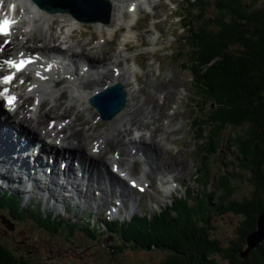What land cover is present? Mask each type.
I'll use <instances>...</instances> for the list:
<instances>
[{
    "label": "trees",
    "instance_id": "trees-1",
    "mask_svg": "<svg viewBox=\"0 0 264 264\" xmlns=\"http://www.w3.org/2000/svg\"><path fill=\"white\" fill-rule=\"evenodd\" d=\"M225 1L237 10L238 18L243 19L223 22V31H220L221 27L217 31L202 27L196 33L200 63L211 62L197 71L203 81L202 86L205 85L216 99L217 96L223 99L219 108L210 115L216 123L209 137L215 139L218 132L222 135L229 126L227 124L236 128L229 143L238 147L239 164L250 173L252 171L249 177L252 192L249 197L228 201L227 210L233 209L243 216V225L237 232L239 241L232 239L227 246L222 245L218 237L211 236L207 228L198 226L189 216L192 213L186 210L173 220L167 216L158 218L149 234L145 231L134 235L147 247L156 246L167 251L162 264H219L221 259H225L224 264H264V240L248 250L245 257L240 256L246 248L247 235L254 231L259 214L264 212V0H253L256 7L247 5L250 10L239 1ZM226 187L228 192L235 191V187ZM227 210L220 205L214 209L205 205L196 214L206 225L212 212L225 213ZM0 264L33 263L23 255L15 256L0 241Z\"/></svg>",
    "mask_w": 264,
    "mask_h": 264
},
{
    "label": "rangeland",
    "instance_id": "rangeland-1",
    "mask_svg": "<svg viewBox=\"0 0 264 264\" xmlns=\"http://www.w3.org/2000/svg\"><path fill=\"white\" fill-rule=\"evenodd\" d=\"M203 1H207L206 5L203 6L206 10V13L202 17H198V19H195L192 14L191 20L194 21L195 25H200V23L203 22V26L210 28L213 27L214 29H219L221 27L220 31H223L224 23L220 14H222L224 11L229 14V16H226L228 17L226 18L227 21L229 20V18L233 22L237 20L241 21L243 19V17L238 18L239 13H237V10L234 7H231L225 0ZM229 1L235 2L237 0ZM239 2L246 9L247 7H245L244 4L251 5L252 8L256 7V5L253 4V0H240ZM190 3H193L192 6H194L195 4V7L199 5L198 0H190ZM257 3L258 2H256V4ZM227 7H231V9H229V11H226ZM250 9L251 7L249 8V10ZM192 11L194 10L192 9ZM241 14H243V11H241ZM215 15L216 17L214 18ZM198 28L200 29L201 27ZM194 32L192 33V35L190 32L186 33L185 42L182 41L184 48L187 50L191 48L188 45L189 43H187V39L191 35V41L192 37L194 36ZM182 43L180 44L182 45ZM197 46V51L200 56L199 44H197ZM183 56L184 57H182V59L183 61H185V55ZM210 63L211 62H207V65H210ZM174 64V72L177 74L180 82L182 79L181 72L185 74L188 73H186V71H184L183 69H180L179 62H174ZM173 78H175V76H173ZM222 100L223 99L221 97L217 96V99L215 100L216 102L214 103V106H212V108L209 110V113L214 112L217 108H219L220 104L223 102ZM181 108L183 107L181 106ZM234 131V128H228L227 131H225L224 133V137H222L220 141L221 143L219 142V140L216 143V150H214V147H210V150L207 151L208 159L211 161H208L209 169L213 167L212 163L216 164V168H213V173L207 172L205 174V171H203L204 175H201V181L202 179H205L206 182H208L207 188L210 190L211 188H215L214 179L216 178L217 171L225 169L224 175H229L230 177H239L240 173L241 177L239 179H236L234 177L232 179L236 181L237 184H235V192L233 193V197L240 200L244 196L249 197L251 195L252 184L249 183L247 176L252 175V171L250 173L249 169L241 168V164V167H239L237 164V167L234 165V163H236V159L234 158L235 149L238 150V147H231L232 145H229L228 143V139H230L229 137L233 135ZM240 132L242 133L243 130L240 129ZM217 137H221V132H218ZM199 139L200 141H191H194L195 144H204L206 141V139H203V141L201 137H199ZM205 146L207 147V143H205ZM217 149H219L220 154L216 153ZM203 153H205V151H203ZM191 171L192 168H187L185 171V175L187 176L188 173ZM222 184L226 189H228L226 187L227 182L225 180ZM192 186L195 190L199 189L196 184ZM6 213L7 215H9L8 212ZM8 218L10 219V217H7V219ZM167 219L173 220L174 217L168 215ZM240 219V216L237 214H225L223 216H219L218 219L215 217L214 223L216 224L212 223L213 227L210 232L211 236L216 235L221 240L222 245L224 246L229 245V242L232 239L239 241L237 240V232L240 231L241 226L243 225L239 224ZM10 221L12 222L13 220ZM0 234L2 235L3 240H5L7 244H11L12 247H16L19 252H25L26 255L29 256L33 261L45 259L48 261L65 262L69 264H162L163 258L165 256V250L160 251L147 249H125V251L121 253L112 254L110 246L112 243H114V240L106 242L105 246H100L99 243H101L102 240L93 242L84 235L83 231H77L74 233V235H71V237H69L68 233L65 231L61 233H48L44 230L37 228L36 225H32L30 221H25L23 225L18 224L17 222V225L15 227L8 229L6 224L3 223L0 219ZM224 263L225 259L219 260V264Z\"/></svg>",
    "mask_w": 264,
    "mask_h": 264
},
{
    "label": "bare ground",
    "instance_id": "bare-ground-1",
    "mask_svg": "<svg viewBox=\"0 0 264 264\" xmlns=\"http://www.w3.org/2000/svg\"><path fill=\"white\" fill-rule=\"evenodd\" d=\"M40 20L38 18V15L35 14V21ZM33 19L29 21V26H32ZM48 24H50V22H48ZM44 30V27H41V31ZM21 34L22 36H24L25 38H30L32 39V37L38 36V31L35 33H18ZM17 34V35H18ZM55 38L57 39V36H55ZM51 39V38H50ZM49 39V40H50ZM17 43H21V41L17 42ZM77 55V54H76ZM125 80L124 76H117V77H110V81L111 82H123ZM127 82H129V79H126ZM93 84H95V82H93ZM163 85H167V82L164 80L162 81ZM63 88L66 90V86H63ZM127 92V96L128 98H132V96H135L137 98L135 103H126L125 108L121 111V113L119 114V117L123 118L122 122H121V127L124 131H130L128 125L129 123H131V125H135L134 129H137V127L139 125H144L147 123V121L145 120V116H137V113L141 112V108L143 109V105H144V101H147L146 99L141 101L139 100L138 96L134 95V92L132 91H128ZM23 96H28L30 94V92H26L24 91ZM80 99L82 100L83 98L80 96ZM83 101V100H82ZM87 111V110H85ZM137 114V115H136ZM142 114V113H140ZM129 116V117H128ZM142 130V129H141ZM21 134L26 136L27 139L29 141H32L33 137L30 133L20 130ZM33 134L35 133V131L32 132ZM71 140L72 142L69 143L67 145V148L71 153L74 154V156L77 157H83V158H87L89 157L90 153H89V149L87 148V138H88V134L86 133V131L84 130H74L71 134H70ZM127 141L129 142H135V144H144V146L146 147V150L144 151V155L147 158V160L149 161V164H153L156 163L159 166V162H158V158L159 159H163V155L162 153H160L159 151H156V145L154 143H152L151 141L146 142V138H142L140 137L138 141L135 140H131L130 137H127ZM121 152H123L124 148L120 147ZM87 152V153H86ZM155 155V157H154ZM92 162V166L91 169L96 170L97 168H99V164L101 162L100 158H94L92 157L91 159ZM9 168L12 166L11 163H9ZM102 173L101 171H99L98 169V174ZM8 177V175H6ZM10 181L12 180L11 175L9 176ZM9 178H7L9 180ZM101 199H105V197L101 198Z\"/></svg>",
    "mask_w": 264,
    "mask_h": 264
},
{
    "label": "water",
    "instance_id": "water-1",
    "mask_svg": "<svg viewBox=\"0 0 264 264\" xmlns=\"http://www.w3.org/2000/svg\"><path fill=\"white\" fill-rule=\"evenodd\" d=\"M247 248L240 252L241 257H245L248 250L256 247L264 239V212L260 213L257 220V226L246 237Z\"/></svg>",
    "mask_w": 264,
    "mask_h": 264
},
{
    "label": "snow or ice",
    "instance_id": "snow-or-ice-1",
    "mask_svg": "<svg viewBox=\"0 0 264 264\" xmlns=\"http://www.w3.org/2000/svg\"><path fill=\"white\" fill-rule=\"evenodd\" d=\"M4 34L6 35V33H4ZM23 63H24V62L22 61V62H20V64L13 65V66L16 67L17 70H19V69L23 66ZM10 79H11V77H5V78H4L5 82H8ZM22 82H23V81H22ZM132 185H133V187L136 186L134 181L132 182ZM141 190H143V189H141Z\"/></svg>",
    "mask_w": 264,
    "mask_h": 264
}]
</instances>
